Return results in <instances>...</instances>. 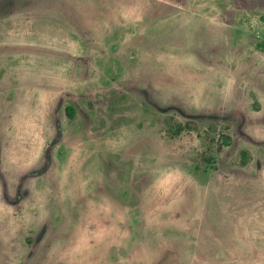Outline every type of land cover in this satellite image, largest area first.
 I'll list each match as a JSON object with an SVG mask.
<instances>
[{"label": "rangeland", "instance_id": "rangeland-1", "mask_svg": "<svg viewBox=\"0 0 264 264\" xmlns=\"http://www.w3.org/2000/svg\"><path fill=\"white\" fill-rule=\"evenodd\" d=\"M261 40L264 0H0V264H264Z\"/></svg>", "mask_w": 264, "mask_h": 264}, {"label": "trees", "instance_id": "trees-1", "mask_svg": "<svg viewBox=\"0 0 264 264\" xmlns=\"http://www.w3.org/2000/svg\"><path fill=\"white\" fill-rule=\"evenodd\" d=\"M256 46H257L258 49H260L261 51L264 52V40L259 41V42L256 44ZM68 110L70 111L71 109H68ZM185 125H186V127L188 126L187 123H186ZM182 128H183L182 125L178 126V128L175 130V132L180 131ZM226 142H227V141H226Z\"/></svg>", "mask_w": 264, "mask_h": 264}]
</instances>
